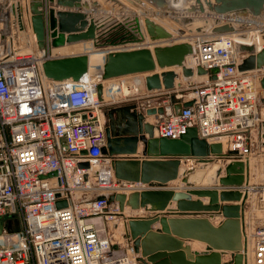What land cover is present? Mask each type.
Returning a JSON list of instances; mask_svg holds the SVG:
<instances>
[{
	"label": "built area",
	"instance_id": "2783aa9c",
	"mask_svg": "<svg viewBox=\"0 0 264 264\" xmlns=\"http://www.w3.org/2000/svg\"><path fill=\"white\" fill-rule=\"evenodd\" d=\"M13 1L9 0L12 40L27 43L6 52L0 45V264H139L126 229L136 216L121 213L107 198L146 187L121 184L112 157L103 152L107 108L137 99V111L144 114L169 107V115H152L156 138L180 139L196 127L200 138L222 144L230 158L216 161H224V166L234 160L250 163L257 148L264 151V68L238 70L246 54L237 49L235 35L191 43L193 54L186 65L215 72L216 79L190 84L193 105L175 112L171 91H149L146 75L142 81H105L102 72L79 82L47 80L43 62L64 55L51 47L48 30L46 48L39 49L27 12L30 1L21 0V14ZM217 20L238 29L255 27L251 31L258 33L257 44L264 33L263 20L260 26L258 20ZM124 85L129 87L127 94L122 92ZM83 163L89 167H80ZM236 188L248 191L249 197L254 189L250 183ZM260 199L264 202V192ZM120 220L124 224L119 235L113 233L118 226L110 225ZM246 236L251 264H264V226Z\"/></svg>",
	"mask_w": 264,
	"mask_h": 264
},
{
	"label": "water",
	"instance_id": "95a60500",
	"mask_svg": "<svg viewBox=\"0 0 264 264\" xmlns=\"http://www.w3.org/2000/svg\"><path fill=\"white\" fill-rule=\"evenodd\" d=\"M29 1L27 12L31 14V25L39 49L46 48V30L50 33L53 49L92 43L95 49L106 50L101 74L105 81L146 75L145 86L149 91H172L181 87L180 83L176 84L179 77L176 69L186 80L195 75L216 79L215 72H208L201 66L193 69L186 65L187 58L193 54L190 42L175 43L174 34L151 17L145 16L141 20L138 16L127 15L131 8L120 0H108L119 6L122 14L120 22L111 23H107L105 17L89 16V13L96 15L100 11L102 4L98 0ZM125 1L144 10L153 6L164 13L183 14L182 22L185 25L193 24V15H206L204 24L211 29L212 35L231 33L238 28L227 23L220 24L219 20L212 26L209 17L264 19V0H183L180 7H175L171 0ZM12 9L14 12V5ZM45 9L48 16L45 15ZM0 24V45L6 52L8 40H12L9 0H0ZM143 29L151 44L146 43ZM246 29L247 25L241 26V30ZM197 31H201V28ZM185 33V30H180L181 35ZM171 40L173 42L169 44H161V41ZM259 45L263 48L257 52L255 44L237 43V49L246 54L238 66L239 71L264 68V34L259 36ZM42 69L49 81L79 82L90 71V57L87 53H79L47 59ZM157 69L163 72L159 74ZM260 85L264 89V78ZM193 103H179L174 106V111L179 112L182 107H190ZM261 103L264 105V99ZM171 111L169 107L152 108L144 114L137 111L136 105L108 110L107 146L103 152L112 157L117 178L124 183L138 181L148 188L128 194L112 193L107 202L118 204L121 213H125L126 208L138 211L148 205H160L164 211L169 203L179 202L175 210L170 209L151 217L129 219L126 224L127 235L138 254L139 264H247V257L243 253L248 242L245 234V205L249 192L243 193L236 187L249 184V166L242 160H234L223 169L219 167L214 170L208 177V185L218 184L220 188L217 191L201 193L197 190L166 189L167 183L176 179L186 184L198 181L196 173L190 174L182 166L183 159H190L193 164L209 165L216 160L230 158L222 144H210L200 138L196 127L188 128L180 139L156 138V127L146 120L147 116L169 115ZM262 130L264 132V124ZM139 144L143 145V158L137 156ZM262 145L264 147V142ZM120 165L125 166L130 173L120 174ZM80 167L88 168L89 164L83 163ZM223 170L225 175L221 176ZM202 194L210 197L208 204L193 199V195ZM63 204L58 202L57 205L62 207ZM239 208L240 218L227 215L218 226L213 224L224 212L237 211ZM195 211H205L207 214H196ZM170 214L177 217L168 218ZM157 223H160L161 228L153 230L152 227ZM193 241L205 244L204 252L193 250L190 244ZM224 255H229L230 260L224 261Z\"/></svg>",
	"mask_w": 264,
	"mask_h": 264
},
{
	"label": "rangeland",
	"instance_id": "374dc122",
	"mask_svg": "<svg viewBox=\"0 0 264 264\" xmlns=\"http://www.w3.org/2000/svg\"><path fill=\"white\" fill-rule=\"evenodd\" d=\"M98 1L102 4V7H101L100 11L98 12V14L94 15V18L96 16H97L96 18L105 17V18H107V21H106L107 23H111L112 21L120 22L122 20L121 19L122 15L119 11V6H117L115 3L108 1V0H98ZM120 1H122V0H120ZM171 1L173 2V4L178 2V0H171ZM127 5H129V7L131 6V8L135 9V11H136L134 13L131 9V11L129 13H127V15L130 14L131 17L132 16L133 17L138 16L142 20L143 15H145V16L150 15L151 17H153L152 19H154L158 23H161L166 28L169 27V29L170 28H174V29L182 28V29H184L187 32L186 33L187 35H185L186 37L180 38L179 35H176L175 36L176 38L174 37L175 43L184 42V41L190 42V40L188 38L191 39V36L194 35V37H195L196 34H201V33L206 34V37H204V38H213L215 36H218V35H210L209 31H211V29L205 27L204 23H205L206 18L203 15H193V17H192L193 24L185 25L182 22V20L184 18L183 14L164 13L161 10H159L158 8H155L153 6H150L151 8L149 10H144L142 8L135 7L129 3H127ZM208 20H209L210 24L213 25L212 23L214 20L211 18H208ZM256 23L258 24V26L262 25L261 21H259V20L256 21ZM199 28H201V31H197V29H199ZM254 28L255 27H252L250 30H252ZM246 35L248 36V33ZM203 36H205V35H203ZM27 41H28V39H27ZM19 43L20 44H18L17 46L19 47V45H20V47H21V46L26 45L27 42H26V40L21 39V41H19ZM90 44L88 43V44H85L82 46L90 45L91 46L90 50H91V49H93V47H92L93 45H92V43H90ZM17 46L15 48H17ZM130 46L131 45H129V47ZM96 52L101 53V55L106 54V50L103 51V50L98 49V51L96 50ZM81 53H83V52H81ZM130 78H132V79L138 78V79H141V81H142V78H144V75H133L131 77L129 76V79ZM191 93H192V85H188L185 88V94L187 95V97H189ZM136 101H138V99L134 100L132 103H128L127 105H134V104H136ZM121 105H125V103H120L118 106H116V105L115 106L119 107ZM106 115H107V111H106ZM184 162L188 164L186 166V168L189 165H190V167H191V165L194 166V168H193L194 170L193 171L191 170L192 172L189 171L190 174L196 173L197 176H200L198 178V180H200V181L206 180V182L208 183V177L210 175H212L214 172V170L212 168L210 170H208V168H207V170L206 169L202 170L203 168H206V167H201V168L197 167L194 164H192L190 159H184L182 161V164H185ZM251 163L252 164H251V168L249 170L248 179H249V183L251 184L252 187H254V189H253V191H251V195H250V197H249V199L245 205V234L249 235V236L256 228H258L259 226H264V202L261 201V199H260L261 194L264 192V151H262V147H259L256 149L253 156L251 157ZM212 164H213L215 170L219 167H221L222 169L225 167L224 161L223 162L222 161H220V162L215 161ZM201 166H205V165H201ZM208 166H211V165H208ZM200 172L203 173V178H201L202 175L198 174ZM222 173H225L224 170L222 171ZM180 181H182V180H180ZM189 185H192V184H189ZM208 186H210V185H208ZM213 186H214V184H213ZM129 212L130 211L128 210L127 213H129ZM234 216L240 218L241 217V211L240 210L237 211V213L234 214ZM115 223H121V225L119 227L120 229L118 228V229H116V231L112 230L113 233H117V234L119 233V235L122 234L121 233L122 229H123L122 226L124 224L123 220H120V221L115 222ZM110 226H111V228L112 227L116 228L112 224ZM248 249H249V252H248ZM250 249H251V244H250V240H249V242L247 243V249H246L247 252H245L247 259L249 258L248 264H251V262H252L251 261L252 256H251V250ZM247 253H249V254L247 255Z\"/></svg>",
	"mask_w": 264,
	"mask_h": 264
},
{
	"label": "crops",
	"instance_id": "0c3cea01",
	"mask_svg": "<svg viewBox=\"0 0 264 264\" xmlns=\"http://www.w3.org/2000/svg\"><path fill=\"white\" fill-rule=\"evenodd\" d=\"M122 1H123L124 4L127 5V2L126 1H124V0H122ZM127 6H129V5H127ZM130 8H131V6H130ZM131 9L133 10L134 13L136 12L135 9H133V8H131ZM143 32H144V34L146 36L147 42L149 43V40L147 38V35H146V32L144 31V29H143ZM82 45H85V44H78V45L71 46V47L59 48L58 50H60L61 53H62V55H64V56L79 54V53H81V51L82 52L85 51V46H82ZM162 72L163 71L161 69H157V73L161 74ZM177 72H178L179 77L176 79V84H179L180 83V84H182V87L181 88L178 87V88L172 90L171 91V95H170L172 97V99L176 102V105L179 104V103H182V102L189 101V97H187V95L185 94V88L188 85H190L192 83H196V82L203 81V79L199 78L196 75L194 76V78H192L190 80H186L185 78L182 77V74H181L180 71H177ZM127 104L121 105V106H126ZM116 106H118V105H116ZM116 106H114V107H116ZM114 107L112 106L110 108H114ZM110 108L107 109V112H108V110ZM142 150H143V145L142 144H139V152L137 153V156H140V157L143 158ZM140 161H142V159H140ZM194 165L197 166V167H202L201 165H198V164H194ZM182 166H184V164H182ZM190 168H192V165H191V167L190 166L187 167V169H190ZM206 170H207V167H206ZM199 175H202L201 178H203V173L200 172ZM224 175H225V173H222L221 174V176H224ZM199 177L200 176H198V178ZM119 182L121 183V182H124V181H122V180L119 179ZM129 182L131 184H133L134 186H138V184H139L138 181H129ZM146 188H148V187H146ZM156 189L160 190V189H165V188H156ZM166 189H172L174 191H191V190H197V191L203 193V192H206L208 190L217 191L219 189V185L218 184H215L214 186L213 185L212 186H208V183L206 182V180H204V181L203 180H201V181L198 180L194 184L189 185V184L183 183L182 181L176 179L174 181H169L167 183ZM193 199L194 200H197V201H202L203 203L208 204L209 203V200H210V197L209 196H205V194H202V195H199V196L193 195ZM178 205H179V202H171L164 209V211L162 210V208H161L160 205H148V206H146L144 208H141L138 211H133L130 208H128L130 210V212L128 214L129 215H132V216H136V217H139V216H141V217L142 216H144V217H151V216H154V215H158L160 213H166L170 209L175 210V209H177ZM195 213L196 214H202V213L207 214L205 211H195ZM176 217L177 216H175L173 214L168 215V218H176ZM223 218L225 219L224 214H222L221 216L217 217L213 221V224H215L216 226H218L221 223V221L224 220ZM158 228H161L160 223H157L156 225H154L152 227L153 230H157ZM193 247H194V250L197 248L196 251L204 252V250H205V244H202V243H199V242H194L193 243ZM223 260L224 261L230 260V256L229 255H224L223 256Z\"/></svg>",
	"mask_w": 264,
	"mask_h": 264
},
{
	"label": "bare ground",
	"instance_id": "6f19581e",
	"mask_svg": "<svg viewBox=\"0 0 264 264\" xmlns=\"http://www.w3.org/2000/svg\"><path fill=\"white\" fill-rule=\"evenodd\" d=\"M11 1V0H10ZM14 2V4H15V6H16V8H17V11H18V13L19 14H21L22 13V8H23V3H21V0H14L13 1ZM182 2H183V0H178V2L177 3H175L174 4V6L175 7H180V6H182ZM133 11V10H132ZM95 14H91V13H89V16H94ZM97 17V16H96ZM99 17V16H98ZM145 17V15H143V18ZM148 17H151L150 15L148 16ZM193 17V16H192ZM205 18H206V15L204 16ZM151 18H153V17H151ZM208 18V17H207ZM209 18H211V19H213V17H209ZM229 18H231V17H229ZM204 19V18H203ZM143 20V19H142ZM217 17L215 18L214 17V21H213V25L212 26H215L216 24H217ZM260 20V19H259ZM262 20H264V19H262ZM161 24V23H160ZM246 26V25H245ZM24 28V27H23ZM167 29L170 31V32H172L173 34H174V36H176V35H179V37L181 38V37H186L185 35H187L186 33H185V35H181L180 34V30H182V28H180V29H174V28H170L169 29V27H167ZM184 30V29H183ZM239 32H238V31ZM210 32V35H212V32L211 31H209ZM248 33V36L246 35ZM262 34H264V33H262ZM203 35H205V36H203ZM225 35H235V37H236V39L239 41V42H241V43H246V44H255L256 46H257V48H260V49H262L263 47H261L260 45H259V43L257 44V42H256V38H258V33H255V32H253V31H251V30H241V28L240 29H236L234 32H231V33H227V34H222V35H218V36H225ZM260 35V34H259ZM244 36H246V37H244ZM197 37V38H196ZM204 37H206V34L205 33H201V34H196L195 35V37H194V35L193 36H191V39L190 38H188L189 40H190V43H192V44H196L197 42H203V41H206V40H210L211 38H204ZM176 38V37H175ZM195 38V39H194ZM183 39V38H182ZM175 40V39H174ZM193 40L195 41V42H193ZM170 42H173V40H171V41H161V44H164V43H170ZM16 43V44H15ZM18 43H19V41H18V39H13V40H10V44H9V46L8 47H10L11 48V50H12V48L14 49L17 45H18ZM146 43L147 44H151L150 42L148 43L147 41H146ZM14 44V45H13ZM20 44V43H19ZM88 44V43H87ZM90 44V43H89ZM91 45V44H90ZM90 45H87V46H85V51H83L84 53H87L88 55H89V57H90V71H89V73L86 75V77L87 76H89V75H93V77L94 76H96L97 74H100L101 72H102V66H103V64H104V58H105V55H101V53H99V52H96V50L98 51V49H95L93 46V49H91L90 50V48H91V46ZM20 46V45H19ZM18 47V46H17ZM10 48H8V50L10 49ZM87 48V49H86ZM7 50V51H8ZM63 52V51H62ZM82 52V51H81ZM65 53V52H64ZM244 54V53H243ZM190 60H191V57H188V59H187V63L189 64L190 63ZM98 66V68H96ZM176 71H179L178 69H176ZM194 78V77H193ZM199 78H201V79H205L206 78V76H203V77H199ZM181 87H182V84H181ZM181 87H179V88H181ZM178 88V87H177ZM130 90H129V87H127V85H124L123 87H122V92H124V93H128ZM149 119V120H148ZM147 121L149 122V123H151V124H153L154 123V121H155V118L152 116H150V117H148L147 118ZM184 160V159H183ZM182 160V161H183ZM185 163V162H184ZM193 164V163H192ZM247 164H248V166H249V170H250V168H251V161H250V163H248L247 162ZM188 164L187 163H185L184 164V167H186ZM209 165H211V166H208V165H205V166H202V167H207L208 168V170H210L211 168L213 169V170H215L214 169V166H213V164H209ZM190 166V165H189ZM194 166H192V168H190V169H188V171H193L194 169ZM201 168V167H200ZM254 168V167H253ZM129 169V168H128ZM204 169H206V168H203L202 170H204ZM118 171H119V173L120 174H127V173H130V171H128V170H126V167L125 166H119V169H118ZM191 171V172H192ZM200 174V173H199ZM129 175V174H128ZM119 179V178H118ZM129 209L128 208H126V210H125V213H127V211H128ZM240 210V208L237 210V211H239ZM130 211V210H129ZM237 211H227L226 213L224 212L223 214H224V216H227V215H231V216H234V214H236L237 213ZM235 217V216H234ZM226 218V217H225ZM116 225H114V227H116V226H118L116 229H118L119 227H120V225H121V223H115ZM193 242H198V241H193ZM193 242H191L190 244L192 245V247H193ZM249 242V241H248ZM201 243V242H200ZM197 249V248H196ZM195 249V250H196ZM246 249H247V246H246V248H245V251H244V255L246 256V254H245V252H247L246 251ZM193 250H194V247H193ZM248 252H249V249H248ZM249 253H247V255H248ZM247 257V256H246ZM249 259V258H248ZM248 259H247V264H248ZM250 262V261H249Z\"/></svg>",
	"mask_w": 264,
	"mask_h": 264
}]
</instances>
